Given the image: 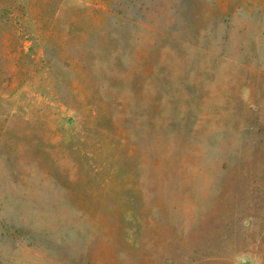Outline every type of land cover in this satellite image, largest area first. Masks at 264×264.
Segmentation results:
<instances>
[{"label":"rangeland","instance_id":"374dc122","mask_svg":"<svg viewBox=\"0 0 264 264\" xmlns=\"http://www.w3.org/2000/svg\"><path fill=\"white\" fill-rule=\"evenodd\" d=\"M0 264H264V0H0Z\"/></svg>","mask_w":264,"mask_h":264}]
</instances>
